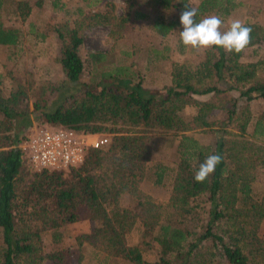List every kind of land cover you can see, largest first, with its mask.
Returning <instances> with one entry per match:
<instances>
[{"label": "trees", "instance_id": "1", "mask_svg": "<svg viewBox=\"0 0 264 264\" xmlns=\"http://www.w3.org/2000/svg\"><path fill=\"white\" fill-rule=\"evenodd\" d=\"M5 3L0 0V13ZM134 4L136 17L149 18L160 38L179 35L181 11L191 5L131 0L121 17L113 4L104 12L78 6L71 24L55 28L62 83L76 86L65 92L61 84H42L31 95L28 82L17 80L4 93L0 73V264H85L88 247L94 264H264V185L255 181L257 166H264V105L254 114L251 109L252 102L264 101V57L243 59L245 49L264 43V24L242 22L252 28L251 43L239 54L211 47L194 65L175 63L161 93L140 80L129 83L127 66L92 87L82 82L84 29L106 24L119 32ZM239 4L198 0L196 22L211 15L223 21ZM12 7L23 20L31 4L12 0ZM21 38L19 29L0 22V45L18 46ZM185 48L178 37L175 50ZM168 50L164 44L161 51ZM150 52L155 56L148 63L167 57L155 48ZM88 57L96 65L104 54ZM52 92L56 96L49 99ZM186 107L193 113L186 114ZM32 124L110 136L104 146L88 148L78 166L38 171L20 149ZM206 128H215L207 142L191 133ZM155 135L178 140L171 169L150 164ZM210 154H219L221 163L198 183L194 172ZM160 169L171 172L166 201L141 190L147 172ZM75 222L89 228L74 234L72 246L64 230Z\"/></svg>", "mask_w": 264, "mask_h": 264}, {"label": "rangeland", "instance_id": "2", "mask_svg": "<svg viewBox=\"0 0 264 264\" xmlns=\"http://www.w3.org/2000/svg\"><path fill=\"white\" fill-rule=\"evenodd\" d=\"M131 0H28L31 4L30 13L25 19L19 14L12 12V0H6L0 13V22L4 27L17 28L21 31V43L18 46L10 47L0 45V73L2 74L1 85L3 92L8 93L17 80L28 82V90L31 95L39 85L61 84V90L72 85L69 82L62 83L63 74L56 58L58 56L60 42L57 38L55 28L65 23L71 24L76 17L75 9L82 6L85 11L97 10L107 11L108 5L113 4V13L121 17L125 8ZM137 1V0H133ZM240 4L229 17L223 20L221 31L228 29L232 20L245 19L264 24V0H237ZM56 2V5H54ZM90 2L89 6H85ZM198 0H190V4L196 6ZM137 9L135 4L127 15V21L119 29L111 33L109 25H92L83 31V43L80 47V55L84 63L82 82H88L92 87L96 80L103 76L107 79L109 73L114 76L113 70H121L125 66L129 68L126 79L129 83L135 84L138 80L141 85L153 92L161 93L163 85L167 84L169 75L175 63L196 64L202 58L203 49H192L186 47L183 53L175 50L179 35L174 32L166 38H160L150 28V19L147 17L138 18L134 14ZM148 12L146 8H138ZM178 33V32H177ZM166 44L170 51H161ZM157 49L159 54L166 58H157L154 63H148L151 54L150 50ZM100 51L104 54L96 65L88 57L89 52ZM243 59L246 61L256 60L264 57V43L259 46L245 49ZM122 72L124 71L121 70ZM76 87V86H75ZM233 94H236L234 92ZM56 96L55 92L50 94L49 99ZM204 99L207 95L196 96ZM264 101L251 103L252 113H257ZM29 108H32L31 101ZM193 107H186L184 112L192 114ZM224 112H216V116L223 118ZM55 130L57 128H49ZM200 142H207L215 133V128H206L191 132ZM110 135L108 134V137ZM178 140L169 135H155L153 154L150 161L152 168L156 164L166 166L168 169L174 167L178 156ZM148 171L142 184L141 190L152 197L166 201L170 189V170ZM160 177V178H159ZM161 179L160 183L155 180ZM256 186L261 188L264 185V166H257L255 171ZM89 225L86 222H75L65 227V241L73 246V236L78 231H86ZM264 233V223L262 226ZM152 259V254H145ZM92 250L88 247L85 252V264H94Z\"/></svg>", "mask_w": 264, "mask_h": 264}, {"label": "built area", "instance_id": "3", "mask_svg": "<svg viewBox=\"0 0 264 264\" xmlns=\"http://www.w3.org/2000/svg\"><path fill=\"white\" fill-rule=\"evenodd\" d=\"M20 144L23 157L35 170H68L83 163L88 148H99L108 142V134L75 132L72 129H49L30 125Z\"/></svg>", "mask_w": 264, "mask_h": 264}, {"label": "clouds", "instance_id": "4", "mask_svg": "<svg viewBox=\"0 0 264 264\" xmlns=\"http://www.w3.org/2000/svg\"><path fill=\"white\" fill-rule=\"evenodd\" d=\"M198 7L185 4L180 14L182 31L180 41L185 47L192 49L223 48L226 53H241L251 43L252 28L240 20H232L226 31H221L224 22L219 16L211 15L196 22ZM222 157L210 154L199 164L193 179L198 183L205 182L214 173Z\"/></svg>", "mask_w": 264, "mask_h": 264}]
</instances>
